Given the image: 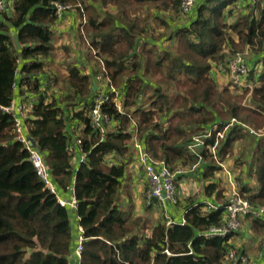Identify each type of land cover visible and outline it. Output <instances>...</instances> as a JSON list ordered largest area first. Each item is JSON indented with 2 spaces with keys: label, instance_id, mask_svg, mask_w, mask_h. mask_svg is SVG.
Segmentation results:
<instances>
[{
  "label": "trees",
  "instance_id": "16d2710c",
  "mask_svg": "<svg viewBox=\"0 0 264 264\" xmlns=\"http://www.w3.org/2000/svg\"><path fill=\"white\" fill-rule=\"evenodd\" d=\"M54 1L13 0L11 13H0V107L23 97L15 83L39 96L26 131L58 192L75 190L84 238L81 264H227L230 249L248 256L249 246H238L248 232L259 239L257 252L263 251L264 217H246L239 231L224 237L204 234L225 222L229 192L222 164L232 172L230 158L239 169L246 167V173L234 174L240 195L264 206V0H198L193 18L175 29L155 12L179 18L181 0H59L79 10V37L119 91L122 111L111 93L102 106L114 121L105 133L94 131L90 119L97 93L93 82L102 69L86 74L66 63L64 75L46 64L59 22ZM238 3L246 12L230 21ZM247 50V79L254 90L236 93L232 82L221 83L217 67ZM38 77L51 81L53 90L62 83L65 95L41 89ZM249 95L252 107L243 105ZM233 119L260 135L239 124L225 131ZM135 129L156 161L174 171L196 166L191 173H198L200 193L177 205L185 224L167 226L162 219L150 226L146 218L123 210L126 169L138 154L132 145ZM208 131L211 135L194 153L189 148L194 138ZM224 131L217 144V133ZM76 137L87 153L77 170L71 150ZM238 144L242 147L235 154ZM206 202L218 209L208 213ZM71 209L45 188L26 145L17 139L13 115L0 109V264H69L77 245Z\"/></svg>",
  "mask_w": 264,
  "mask_h": 264
},
{
  "label": "built area",
  "instance_id": "2783aa9c",
  "mask_svg": "<svg viewBox=\"0 0 264 264\" xmlns=\"http://www.w3.org/2000/svg\"><path fill=\"white\" fill-rule=\"evenodd\" d=\"M251 3H255L256 0H248ZM12 0H0V13H6L10 11V5ZM54 6L56 8L57 19L59 21L63 20L64 16L72 6L68 3H64L59 0H55ZM198 0H181L180 11L183 16H189L193 13L196 8ZM247 59L243 53H236L231 59H228L226 63L220 64L218 66V71L224 75L229 76V82H232L233 85L240 87L241 89L250 88L253 89L254 83L252 81L246 80L250 74V67L246 62ZM20 69L22 61H19ZM100 68L102 72L94 78V83L97 84L96 95L93 100V107L90 112L91 127L94 131H101L102 133L106 132V127L109 128L114 123L113 118L106 112L103 111L102 106L109 101V93L115 96V103L117 108L122 111V101L119 97V91L113 87L109 79L104 76V65L101 64ZM15 75L18 78H21L23 75L21 70L17 69ZM41 89L46 88V91L52 89L53 83L51 81L42 80L40 77ZM14 89L16 92L24 91L23 97L27 100L25 102H17L15 99L11 106L9 107H0V109L5 112L13 115L15 120V132L17 134V139L23 142L26 145V148L30 152V161L33 163L37 174L40 179L43 181L44 186L47 190L53 193L58 203L61 206H69L73 209L77 208V199L75 196V190L72 187L69 188L70 195L69 197L63 196L62 193L58 192L55 179L48 168L43 155L36 147H32L30 143V136L26 131V121L28 113L32 106L38 101L39 96L36 93L30 91V86L20 87L17 83L14 84ZM234 124H241L233 119L230 125L225 129L227 131ZM245 127V125L241 124ZM135 126V125H134ZM224 132H219L216 135L217 144L221 139H224ZM250 133L257 134L256 131L249 128ZM211 132L207 134L197 136L194 138V142L189 148L195 153L198 149L204 146V138L210 136ZM212 148L214 155L216 154V146ZM133 148L137 150L138 154L136 157V164L143 169L144 176L147 182V191H146V205L157 207L161 210L162 218L166 221L167 226H171L177 223L173 220L170 214L166 211L167 207L177 206L179 203V190L176 186V177L177 175H185L188 172L195 170L194 166L191 170H172L171 167L164 161H156L154 157L146 151L143 144L138 140L137 130L133 132ZM71 150L74 153L75 161L74 163L78 165L87 160V153L82 150V140L80 137H76L71 145ZM76 168V170L78 169ZM224 167V173L226 179L230 186V192L228 194V204L225 206V222L221 227H214L206 232L204 235L206 237L214 236H226L228 233H234L241 229L243 219L246 217H264V206H253L248 200L244 199L240 195V184L235 180V177L232 172H230L226 166ZM208 213H211L213 210L218 209L217 205L212 202H206ZM178 224H185L183 219ZM84 238L80 234L78 237L77 245L75 246L72 253L69 255L68 260L69 264H81L83 251H84ZM166 254L170 255L168 251ZM262 259H264V253L261 254ZM227 264H254L249 256H241L236 249H230L227 253Z\"/></svg>",
  "mask_w": 264,
  "mask_h": 264
},
{
  "label": "rangeland",
  "instance_id": "374dc122",
  "mask_svg": "<svg viewBox=\"0 0 264 264\" xmlns=\"http://www.w3.org/2000/svg\"><path fill=\"white\" fill-rule=\"evenodd\" d=\"M242 6H241V8H239V6H235L234 7V11H233L234 16L229 19L230 21H231V19L239 17L242 14H244L243 13L244 11L246 12V8H244L245 5L243 6V8H242ZM242 9H244V10H242ZM10 11H11V9H10ZM10 11L8 13H11ZM69 11H71V12L68 13L66 15V17L69 18L70 15L75 16V18H76V27L72 26V28H71L70 25H69L67 28L70 27L71 28V29H69L70 31H67L65 34L61 35L59 32L56 31L60 27L61 21H60V23L58 22L57 25L54 26L53 43H52V45H53V57H50V60L48 61V63L51 60L53 61L55 59L57 61V63H58L57 65H59L60 69L63 72H64V70H66L65 72H67L68 70L66 69L67 68L66 67V63L75 62V64H77L79 66H84V69H85L86 72H91L94 75V71H96L97 68H100V66H97V63L100 64V65L101 64L104 65V63L103 62L100 63L97 60H94L95 62H93V59H91V58L88 59V53H90L91 55H94V53H93V50L86 44V42H84L82 40V38L79 37V26H80V21H81L80 15L78 13L79 10H77L75 7H72V9H70ZM109 12L112 14V12L110 10H109ZM155 13H158V15L161 16L163 19L172 22V25H173V27L175 29V27L186 26L188 24V21L191 20L193 18V16L195 15V10L193 11V15H191V17H186V16L181 15V16H179V18L176 15L171 16V15H166L164 13H159V12H155ZM113 14H115L114 11H113ZM162 29H163V27L161 28V30ZM56 35L58 36V38L55 37ZM15 39H16V36H14V40ZM59 43H68V46L70 47V50L68 48L67 49V53H65V51L57 53L58 49L61 48L59 46ZM164 43L165 42H163L162 47H165ZM238 53H243L247 60H248V58L251 57V55L249 54L248 50L245 51V52H238ZM231 58L229 57V58H227V60L231 59ZM67 60L68 61H72V62H68ZM85 62H88V65H86ZM55 70L56 69H54L53 71H55ZM217 73H218L217 74L218 77H220L222 79V81H223V82H221L222 84L230 83L229 82V76L224 75L221 72H219L218 71V67H217ZM219 85H220V87H222L221 84H219ZM230 85H231V89L237 91L236 93H242L245 90V89H241L238 86L232 85L231 83H230ZM57 88L60 89V91L57 90V93H60V95H63V94L65 95V91H62V89H63V84L62 83L59 84L57 86ZM246 89H249L250 92H252L254 90V85H253V89H250V88H246ZM50 91H51V89H50ZM50 91H48L49 94H51ZM249 98H250V95L245 99V101L243 102V105L252 107L251 102H249ZM238 123H241V122H238ZM241 124L245 125V127L242 126ZM241 124H240V128L242 127V129H244V130H249V128L252 129L251 127H249L248 125H246L244 123H241ZM253 135L259 136L260 134L257 133V134H253ZM241 147H242V144L241 145L240 144L236 145L235 154H238V151L240 150ZM228 162L231 165V167H233L234 171L231 170L233 175L235 174V176L236 175L238 176L239 173L241 175L246 173V170H245L246 167L239 169L238 167L234 166L233 159L230 158L228 160ZM180 178L181 177H179V175H177V177H176V186H177L179 191L181 190V195H182V199H183L182 201H184L187 196L188 197L192 196L193 193L194 194L195 193L196 194L200 193V190L198 192V189H200V186L198 185V187L194 186L195 187L194 188L195 191L191 190V192L187 195L185 193V190L182 191V188H181V184L182 183L180 182L181 181ZM222 179L224 180L223 186H224L225 191L226 192H230V186H229V183H228L227 179L225 178V176H222ZM200 185L202 187V183ZM134 191L135 192L133 193V196L135 197V199L130 201V202L126 198V196L123 194V199H124L123 200V210L126 213H131V214L139 215V216H142V217L146 218L147 221L150 223V226L153 225V223L155 221H157V220H161L162 221V218L160 217L161 210L159 208L154 207V208H151L150 211L148 210L147 205H146V192H145V199H144L142 197L143 195H141V197H140V192H137V190H134ZM146 191H147V189H146ZM178 195H179V193H178ZM179 199H181L180 195H179ZM242 224L244 225V222H242ZM258 241H259V239H258L257 236L251 235V233L248 232L246 235H244V237L240 240V242L238 241V246H242V245H245V244L248 245L249 249H248V251L246 253L251 258L252 262L254 264H263L260 260L262 258L261 254L264 252V250L260 251V252H257Z\"/></svg>",
  "mask_w": 264,
  "mask_h": 264
},
{
  "label": "crops",
  "instance_id": "0c3cea01",
  "mask_svg": "<svg viewBox=\"0 0 264 264\" xmlns=\"http://www.w3.org/2000/svg\"><path fill=\"white\" fill-rule=\"evenodd\" d=\"M242 5L243 4H241V3L237 4V6H239V8H241ZM243 6H242V8H243ZM242 10H244V9H242ZM70 12L71 11L67 12L66 15L68 13H70ZM243 13H245V11ZM66 15L64 16L63 20H61L60 27L58 28V30H56L61 35L62 34H65L67 31H70L69 29H71L72 26L76 27V18H75V16L70 15L69 18H67ZM59 23H60V21H59ZM69 25H70L71 28L70 27L67 28ZM55 37L58 38L57 35ZM59 46L61 48L58 49V52L57 53H60L62 51H65V53H66V51H67L68 48L70 50V47L68 46V43H59ZM89 58L93 59L91 57V54L90 53H88V59ZM94 60L95 59H93V62H95ZM48 61H46V64L49 67V69H51V70L56 69L55 71H59V72L62 71L60 69L59 65H57L58 63H57V61L55 59L53 60L54 62L51 60L48 63ZM68 62H72V61H68ZM72 63H75V62H72ZM85 63H86V65H88V62H85ZM97 66H99L98 63H97ZM80 67H82L84 69V66H80ZM65 71L66 70H64V72L62 71V73L64 75H66L68 73V72H65ZM83 72H85L86 74H92L91 72H86L85 69H84ZM93 84H94V82H93ZM57 90H59V88H57V86H56L55 90H53V88H52L50 92L52 93L54 91V93H56ZM15 100L17 102H22V101L25 102L27 99L25 97H22V98L19 97L18 99H15ZM75 167L77 168L78 165L75 164ZM180 179H181L180 182L182 183L181 184L182 191L185 190V193L187 195L191 192V190H194L195 191V189H194L195 187L194 186H197L198 187V185H199L200 186V189L202 188L201 185H200L201 182H199L201 180H199L198 173L196 174V172H193V173L188 172L187 174L183 175ZM123 188H124L123 189V193L126 196V198L129 200V202L135 199V197L133 196V193L135 192L134 190H137V192H140V197H141V195H143L142 197L145 198V193L144 192H146L147 182H146V179H145V176H144L143 169L136 164V160H133L132 162H129V164L127 166L125 180L123 181ZM200 189H198V191ZM63 193H66V196L67 197H69V195H70L69 190H68V192H63L62 191V194ZM179 195H180V198H181L180 201H182L183 199H182V195H181V190L179 191ZM147 208L150 211V209L151 208H154V207L147 206ZM166 211L170 214L171 218L173 220H175L177 223H180L184 219V213L181 210V208L178 207V206H172L171 205L170 207H167ZM70 212H71L70 213L71 228H72L73 236H74V240H75L74 242H76V244H77L78 237H79L80 234H82V232H83L82 230L83 229L79 225V221H78L76 209H73L72 208ZM160 217L162 218V213L161 212H160ZM74 246H75V243H74ZM260 261L264 264V259L261 258Z\"/></svg>",
  "mask_w": 264,
  "mask_h": 264
},
{
  "label": "water",
  "instance_id": "95a60500",
  "mask_svg": "<svg viewBox=\"0 0 264 264\" xmlns=\"http://www.w3.org/2000/svg\"><path fill=\"white\" fill-rule=\"evenodd\" d=\"M93 85H94L93 90L96 91L97 90V84L94 83ZM30 143H31L32 147L37 146L36 143L31 138H30Z\"/></svg>",
  "mask_w": 264,
  "mask_h": 264
},
{
  "label": "bare ground",
  "instance_id": "6f19581e",
  "mask_svg": "<svg viewBox=\"0 0 264 264\" xmlns=\"http://www.w3.org/2000/svg\"><path fill=\"white\" fill-rule=\"evenodd\" d=\"M138 153V152H137Z\"/></svg>",
  "mask_w": 264,
  "mask_h": 264
}]
</instances>
